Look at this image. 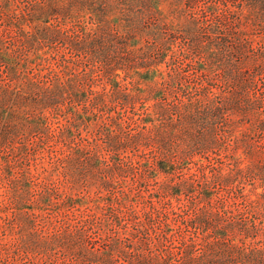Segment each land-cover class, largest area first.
<instances>
[{
    "label": "trees",
    "instance_id": "1",
    "mask_svg": "<svg viewBox=\"0 0 264 264\" xmlns=\"http://www.w3.org/2000/svg\"><path fill=\"white\" fill-rule=\"evenodd\" d=\"M114 1L108 11L88 8L90 0H0V160L11 153L5 162L10 181L35 180L34 202L59 213L43 215V225L2 243L0 251L9 264L41 250L48 253L43 264H264V144L257 139L264 121L258 103L247 99V81L233 75L225 55L217 72L197 64L192 74L176 66L164 72L160 65L173 43L154 15L163 13L161 1ZM199 1L171 3L179 10ZM234 1L240 13L222 45L236 39L233 52L246 65L253 41L247 25L264 18V0H253L247 13L250 0ZM87 17L94 21L90 35L80 24ZM114 23L123 30L116 41ZM138 33L155 35L156 43L149 48L153 59L141 66L140 48L130 47ZM68 51L85 59H71ZM179 54L192 58L187 48ZM213 81L221 83L220 92ZM29 110L34 116H26ZM217 149L226 157L214 156ZM151 152L146 169L141 157ZM41 154L50 156L52 170H69L71 186L98 182L96 209L83 207L77 191L40 179L29 165ZM112 155L118 163L108 162ZM185 160L195 169L174 182ZM151 170L167 179L146 190L171 207L151 202L150 210L137 211L131 202L145 197ZM251 176L260 183H248ZM189 192L196 193L192 205L184 199ZM12 198L18 202L20 195ZM95 226L108 243L90 250Z\"/></svg>",
    "mask_w": 264,
    "mask_h": 264
},
{
    "label": "rangeland",
    "instance_id": "2",
    "mask_svg": "<svg viewBox=\"0 0 264 264\" xmlns=\"http://www.w3.org/2000/svg\"><path fill=\"white\" fill-rule=\"evenodd\" d=\"M20 4L23 5L27 0H20ZM92 1V2H91ZM160 8L163 9V13H155L157 18L161 20L162 27L167 29L170 36L169 41H171L172 46H168L166 49L167 58L165 61L161 62L160 68L164 72H169L172 70V67L176 66L177 68L187 69L191 74L194 71V65L197 64L199 69H207L211 68L213 71L217 72L221 69V66L224 64V55L228 57L230 61V68L233 67L236 73H238L239 78H245L247 81V99L252 104L254 100L258 103L259 107L257 111L262 112L261 119L264 121V18H254V23H248L247 30L248 35L251 37L249 39H253L251 42H247V54L250 55V59L247 58L246 65L243 62H240L237 59V55L233 52V45L231 43H235L237 40L232 38L230 40L229 46L222 45L224 42L225 34L231 33V26H233L234 21L238 19L240 13V6L236 5V1L229 0L227 4L224 1L215 0H201L193 6H185L183 9L177 10L172 5V0H159ZM251 3H244V11L247 13L249 11L248 5H251L253 0H250ZM117 1L114 0H90L89 6L87 7H95V9H99L100 6H105L110 11L109 6H114ZM261 4V3H260ZM259 5V4H258ZM235 11V12H234ZM264 12V11H263ZM234 14V15H233ZM82 21L80 24L84 31L87 34H93L94 21L88 20ZM112 37H114L115 41L118 40L119 32H122V27L117 26L116 23L112 25ZM119 31V32H118ZM155 35L153 34H140L137 35V40L134 45H129L130 47L135 46L137 49L140 48V52H138V63L144 65L145 62L150 63V59H153V52L151 53L150 47H155ZM132 41H130L131 43ZM152 44V45H151ZM191 47V48H190ZM189 49L191 52L192 58L179 57V52L183 49ZM196 49H201V52H196ZM262 49V51H261ZM154 51V50H153ZM157 52V50H155ZM203 51H205L203 53ZM67 57L71 59H85L83 52H66ZM32 55V53H31ZM158 56V55H155ZM150 58V59H149ZM191 59L194 62H191ZM98 60V59H95ZM114 62L118 63L123 67L122 61L119 59H114ZM95 62V61H91ZM210 62V63H208ZM99 63V62H98ZM97 64V63H96ZM259 65L258 67H255ZM144 69V68H142ZM25 70V69H24ZM242 70V72H240ZM121 73L122 81L126 79L125 72L123 70H119ZM127 81H130V77H127ZM159 79H161L159 77ZM137 85H141L142 87H146L148 84L142 81H137ZM220 82L216 83L213 81V85H217L215 88L217 92L222 90V86H220ZM227 82L224 83L223 87L226 88ZM190 92L193 89L189 90ZM186 95V93H185ZM188 98H192L193 95L189 93L187 95ZM151 102V101H150ZM149 102V103H150ZM253 115V114H252ZM26 116L32 117L34 116L32 111H27ZM63 116L58 115V119H61ZM177 119V116H174ZM57 121V119H56ZM4 122L0 123V129L3 127ZM262 131L258 133L257 139L264 144V126L261 127ZM214 156H225V150L217 149L214 153ZM42 154L39 156L38 161H32L30 163V168L34 173H40V179L43 177H49L52 181H54L62 191H71L78 192L80 198H82L83 207H92L96 209L97 194L99 191L98 185L88 184L85 186L84 182L80 180L75 185L70 184L71 174L67 169L65 171L64 168H59L57 170H52L51 159L50 156L45 157L44 159L40 158ZM147 156V157H146ZM144 155L141 157V161L144 163L146 169H148L150 161L153 159V153H149L148 155ZM199 158L202 157L201 154L197 155ZM13 155L11 153L6 154V158H2L0 160V247L2 243L10 244L13 242L19 234L28 233L30 230L39 228L43 225V218L45 215L52 216L59 213L53 211V207L48 203H43L38 206L35 200V196L37 193V185L35 180L24 181L21 184H15L10 181L9 177L5 174L7 172L5 162L7 159H11ZM148 157L150 159L148 164ZM108 162H112L114 164L118 163L119 160L115 158V156H110L107 158ZM124 160V159H123ZM28 166V165H26ZM190 167L194 170L195 166L191 162V160H185L183 164V168L177 169L175 174L174 182L180 181L182 179H186V177L190 174ZM76 170V169H75ZM77 170H81L77 168ZM51 172V173H50ZM53 173V174H52ZM81 173V172H80ZM201 174V172H199ZM151 179L145 184L142 185V193L145 195L144 198L137 197L136 200L132 201V207L137 211H142L143 209H151V202H154L158 206L171 207V204L164 203L165 200L161 196L150 197L148 191L145 186L148 187L151 191H156V188L159 184L164 183L163 181L167 179L165 174H158L155 171L151 170L150 173ZM248 183L255 182L260 183V181L254 176L249 177L247 179ZM13 184H12V183ZM14 185L16 186L15 188ZM74 186L75 190H72L71 187ZM251 185L247 184V188H250ZM216 195H219L221 192V188L217 186ZM17 192L20 195V200L14 201L12 196L13 193ZM196 193H186L184 195L185 203L190 205L193 204V198ZM153 200V201H152ZM175 207L179 205L174 200ZM78 213V211H77ZM36 218V221L33 219ZM88 238L92 241V243L88 242V247L90 250L100 247H104L106 245L107 240L105 233L99 230L96 226L89 230ZM84 242V240H82ZM85 240V244L87 243ZM55 252H58V249H55ZM48 260V253L45 250H41L40 254L29 253L28 255H23L21 259H19L16 264H43V261ZM0 264H9L7 260L5 252L0 251Z\"/></svg>",
    "mask_w": 264,
    "mask_h": 264
}]
</instances>
